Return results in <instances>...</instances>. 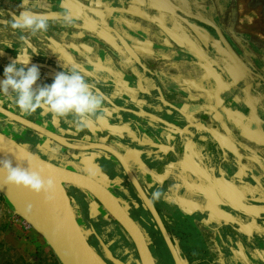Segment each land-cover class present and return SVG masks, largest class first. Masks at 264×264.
<instances>
[{
  "label": "crops",
  "instance_id": "crops-1",
  "mask_svg": "<svg viewBox=\"0 0 264 264\" xmlns=\"http://www.w3.org/2000/svg\"><path fill=\"white\" fill-rule=\"evenodd\" d=\"M23 10L46 15L47 31L10 28L8 19ZM0 13V65L28 59L23 66H38L45 86L78 68L104 98V116L87 120L95 140L115 134L125 152L146 155L144 166L162 177L156 196L163 209L189 217L201 210L193 196L204 191L224 205H211V223L236 227L239 212L253 236L254 214L264 207V144L257 141L264 132L255 130L256 104L264 107V0H0ZM44 110L58 125L71 121ZM180 155L196 176L181 177L184 164H172ZM164 215L174 232L176 221ZM194 224L179 225L193 240L192 263L209 262L202 234L214 264H223L221 251L227 264H239L230 259L229 238L219 248L211 226Z\"/></svg>",
  "mask_w": 264,
  "mask_h": 264
},
{
  "label": "flooded vegetation",
  "instance_id": "flooded-vegetation-1",
  "mask_svg": "<svg viewBox=\"0 0 264 264\" xmlns=\"http://www.w3.org/2000/svg\"><path fill=\"white\" fill-rule=\"evenodd\" d=\"M216 30L218 29L216 28ZM223 34L225 36V33ZM228 49L231 52V49ZM235 57L237 58V56ZM4 68L5 65H0V77L3 75ZM45 83L39 79L33 88L38 89L39 87L45 86ZM11 93L12 91L9 89V94L5 97L4 93L0 92V105L34 122L42 129L37 130L31 128L20 122L13 121L6 115L0 113V131L26 146L41 158L55 165L86 175L108 189L141 229L156 264L177 263L160 229L155 213H157L162 221L184 264L200 263H192L195 260L193 250L190 246L193 245V240L191 241V235L182 230L184 226L179 225H181V222H184L189 227V222L195 225L194 223L197 220L200 224L204 225L205 223L206 227L211 226V229L208 228L207 230L213 237L212 241L214 246L218 245L220 248V245L223 244L222 247H226L225 242L228 238L231 240L229 241L233 249H230L229 253L230 259L233 262H238L239 264H264V207H262V203L258 207L260 214H258L259 212L255 213L253 217V221L257 224L253 236L244 233L243 229H246V221L244 219L245 217L239 212H236L238 214L236 227L222 225V223L217 222L215 224L211 223L209 220L210 217L207 214L211 212V205L214 204L219 209L224 207V205L219 201L215 202L207 198L204 191H200L201 195H194L193 197L200 204L198 209H207L206 214L200 212V210L199 212L195 211L190 214L189 217L183 215L179 217L178 212L174 213L178 210L176 207L174 209L168 206L164 209L161 207L156 196V191L160 186L162 177L158 176L155 170H147V166H144L143 163L149 162L146 159V155L125 152L123 146L128 145L124 141H120L118 139L120 137L115 134H111L112 137L108 140H95V136L93 135L95 134L94 129L88 126L85 129L78 130L72 115H69L71 118L70 123L61 122V125H58L56 123L57 121H52L48 117L45 118L44 108L31 114H25L15 106V98L10 97L12 96ZM256 108L257 119L255 121V130L257 132L256 134H261L264 132V107L262 106V102H258ZM161 117L165 120V117ZM150 122L154 123V121ZM159 123L162 124L161 126H167L164 123ZM154 124L152 126H158ZM165 130H168V127ZM169 131H171V128ZM171 133L173 136L178 137L176 132ZM257 141L264 144L262 140ZM109 148L117 153L115 152L114 154ZM189 161L188 157L184 155L173 159L172 164H178L179 162L181 165L184 164V169H178V172L182 174L181 177H193L197 175V168L193 166V163L190 165ZM132 177L136 179L141 192ZM65 187L71 198L76 217L87 233L89 243L101 255H103L106 247L116 258L125 264H142L133 238L121 225L120 221L107 209L104 202L97 196L74 184H66ZM165 211L168 214V218L176 221L174 232L166 222ZM179 222L180 224H178ZM200 240L203 243L205 242L206 260L208 259L209 261L206 264H214L212 262L209 245L202 234ZM239 243L248 250L246 251V256L239 249ZM224 254L225 251L224 253L221 251L224 259L223 264H227V256ZM107 262L113 264L108 260ZM216 264H222V262L216 260Z\"/></svg>",
  "mask_w": 264,
  "mask_h": 264
},
{
  "label": "water",
  "instance_id": "water-1",
  "mask_svg": "<svg viewBox=\"0 0 264 264\" xmlns=\"http://www.w3.org/2000/svg\"><path fill=\"white\" fill-rule=\"evenodd\" d=\"M47 83L51 84L50 81H47ZM0 113L31 128L42 129L34 122L1 105ZM109 150L114 154L116 152L110 148ZM0 160H11L14 166L18 165L40 172L45 181L48 179L53 180V188L47 192L42 191V194L44 193L43 196H39L37 192L30 188L6 182L7 172L0 167V191L11 204L14 211L43 236L61 264H109L107 260L113 264H125L116 258L108 248L105 247L104 253L101 255L89 243L87 233L76 217L71 198L65 187L66 184L79 186L104 202L107 209L120 221L121 225L133 238L139 251L141 263L156 264L139 226L123 209L115 196L101 184L86 175L55 165L41 158L30 151L29 148L1 131ZM132 179L141 192L136 179L134 177ZM155 215L175 262L184 264L162 221L157 213Z\"/></svg>",
  "mask_w": 264,
  "mask_h": 264
},
{
  "label": "clouds",
  "instance_id": "clouds-1",
  "mask_svg": "<svg viewBox=\"0 0 264 264\" xmlns=\"http://www.w3.org/2000/svg\"><path fill=\"white\" fill-rule=\"evenodd\" d=\"M25 2L21 0V5ZM64 20L69 25L74 22L68 9H64ZM7 25L13 30L27 29L35 34L47 31L49 19L46 15L23 10L11 16ZM28 63V59L19 64L9 63L3 70L4 79L0 81V92L7 94L11 89L15 96L14 104L21 112L31 114L46 107L58 118L72 115L78 130L88 127V118L104 116L103 96L90 90L78 68L73 67L68 73L60 72L50 85L34 89L33 86L40 79L39 68L36 65L25 68L23 65ZM0 167L7 172L8 183L30 188L37 193L47 192L54 186L53 180L45 181L40 172L14 166L11 160H0Z\"/></svg>",
  "mask_w": 264,
  "mask_h": 264
},
{
  "label": "rangeland",
  "instance_id": "rangeland-1",
  "mask_svg": "<svg viewBox=\"0 0 264 264\" xmlns=\"http://www.w3.org/2000/svg\"><path fill=\"white\" fill-rule=\"evenodd\" d=\"M0 264H61L43 236L14 211L1 191Z\"/></svg>",
  "mask_w": 264,
  "mask_h": 264
},
{
  "label": "bare ground",
  "instance_id": "bare-ground-1",
  "mask_svg": "<svg viewBox=\"0 0 264 264\" xmlns=\"http://www.w3.org/2000/svg\"><path fill=\"white\" fill-rule=\"evenodd\" d=\"M38 194H39V196H43L44 193L42 194V191H41V192H39Z\"/></svg>",
  "mask_w": 264,
  "mask_h": 264
}]
</instances>
